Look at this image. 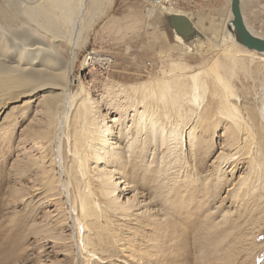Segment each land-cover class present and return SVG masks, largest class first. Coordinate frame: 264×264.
Segmentation results:
<instances>
[{
    "label": "bare ground",
    "instance_id": "6f19581e",
    "mask_svg": "<svg viewBox=\"0 0 264 264\" xmlns=\"http://www.w3.org/2000/svg\"><path fill=\"white\" fill-rule=\"evenodd\" d=\"M112 3L0 0V121L17 107L26 118L33 114L29 133L22 137L25 172L30 174L24 188L25 207L39 218L40 213L46 215V220L37 222L41 232L61 227L56 239L62 235L71 239L78 248L77 263L85 258L84 252L88 263L96 256L86 235L92 230L89 220L100 222L108 210L126 214L131 209L118 200L115 176L131 164L144 162L148 153L154 152V157L160 152L163 164L172 148L182 152L189 142L196 154H211L221 138L216 161L229 164L230 175L247 160L251 167L264 165V52L249 50L238 41L232 13L224 34L215 39L193 24L202 37L192 41L200 38L201 42L185 54L200 55L198 67L163 52L160 60L169 64L160 68L159 75L107 82L104 98L97 100L74 71L78 51ZM152 14L148 9L147 17ZM164 14L167 19L185 15ZM242 14L246 22L243 8ZM173 31L180 43H189ZM93 60V66L101 69L100 57L88 56L85 63ZM252 91L262 95L256 98L258 104L252 101ZM9 101L18 105L11 107ZM151 175L152 170L144 175L148 182ZM248 184L247 179L242 182ZM246 195L242 191L238 201ZM65 198L70 209L62 207ZM66 217L71 219L69 226Z\"/></svg>",
    "mask_w": 264,
    "mask_h": 264
},
{
    "label": "rangeland",
    "instance_id": "374dc122",
    "mask_svg": "<svg viewBox=\"0 0 264 264\" xmlns=\"http://www.w3.org/2000/svg\"><path fill=\"white\" fill-rule=\"evenodd\" d=\"M252 1H242L245 23L264 37V0ZM175 6L169 11L146 7L139 0H113L78 51L75 78L83 79L100 100L107 82L159 75L169 64L161 62L163 52L198 67L201 56L185 53L200 38L180 43L164 13L187 15L202 34L215 39L231 19L230 0H181ZM88 56L100 57L101 69L93 66L95 59L85 63ZM251 97L258 104L256 98L262 95L252 91ZM10 114L0 121V264H264V165L251 167L247 160L230 175L229 164L216 161L221 138L211 154H196L188 142L182 152L172 148L163 164L160 152L154 157L150 152L144 162L115 176L118 200L131 209L126 214L108 210L100 222L90 219L92 230L86 235L96 256L88 263L84 252V262L77 263L78 248L71 239L67 235L56 239L61 227L41 232L37 222L46 215L40 213L39 218L25 207L30 174L25 172L22 137L29 133L33 114L26 118L21 107ZM153 159L157 162L148 169ZM150 170L154 182L144 177ZM246 179L249 184L242 186ZM242 191L247 195L238 201ZM65 200L62 207L70 209ZM65 221L72 224L67 217Z\"/></svg>",
    "mask_w": 264,
    "mask_h": 264
},
{
    "label": "water",
    "instance_id": "95a60500",
    "mask_svg": "<svg viewBox=\"0 0 264 264\" xmlns=\"http://www.w3.org/2000/svg\"><path fill=\"white\" fill-rule=\"evenodd\" d=\"M231 13L233 16L231 24L238 41L249 50L264 52V39L253 36L246 27L242 14L241 0H231ZM168 22L170 27L187 42L200 35L199 31L193 26L192 20L186 15H170Z\"/></svg>",
    "mask_w": 264,
    "mask_h": 264
},
{
    "label": "built area",
    "instance_id": "2783aa9c",
    "mask_svg": "<svg viewBox=\"0 0 264 264\" xmlns=\"http://www.w3.org/2000/svg\"><path fill=\"white\" fill-rule=\"evenodd\" d=\"M146 7L174 8L181 0H139Z\"/></svg>",
    "mask_w": 264,
    "mask_h": 264
}]
</instances>
